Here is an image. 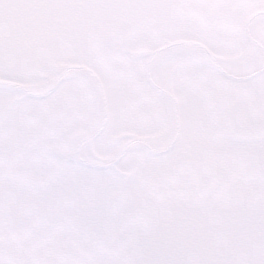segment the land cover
<instances>
[{
  "label": "rangeland",
  "instance_id": "rangeland-1",
  "mask_svg": "<svg viewBox=\"0 0 264 264\" xmlns=\"http://www.w3.org/2000/svg\"><path fill=\"white\" fill-rule=\"evenodd\" d=\"M153 1L157 3L155 7L151 0H138L135 4L127 2L124 13L120 15H115L111 6L103 4V12L98 11L92 20L80 11L73 35V54L70 55L62 51L55 56L54 50L45 43L40 45L39 41L37 49L41 53L34 54L33 41L37 31L30 33L20 44L31 51L27 68L33 65L37 70H18L20 62H16L14 67L8 66L13 69V75L18 74V78H14L27 85H44L54 78L53 70L48 74L41 73L39 63L46 62L47 57L59 59L56 62L58 67H65L75 55L77 64L83 63L90 69H96L104 81L107 99L105 125L89 142L91 151L98 156L113 154L127 139L135 136L153 141L159 148L169 141L172 129L168 104L165 99L154 95L143 82V64L137 68L138 65L129 61L133 51L155 49L169 40L166 36L173 33L170 38L202 41L216 55L223 53L224 57L230 59L228 47H221L228 46L231 32L208 29L202 22L188 19L181 13L176 0ZM236 5V9H233H239L242 17L255 9L264 8V0H237ZM7 9L8 6L1 9V14L6 16ZM116 27L119 34L111 47V55L118 58L126 55V61L112 67V71L109 68L101 69L98 58L101 53L102 58L107 56L103 37ZM259 29L264 32L262 26ZM44 31L46 24H42L38 32ZM47 38L42 37V40L45 42ZM20 48L18 45L12 50L15 53ZM233 49L236 53L233 65L256 60L255 48L235 35ZM145 58L146 55L143 56V63ZM155 70L159 80L170 84L179 103V131L174 143L156 155L136 146L124 154L113 168L104 170L84 167L77 162L74 154L77 142L99 118V110L95 107L98 102L83 77L77 75V81H62L52 95L53 103L49 98L47 102H24L18 97H0V107L6 110L0 116V156L7 154L12 161V158L18 161L26 157L11 156V152H19L21 148L38 143L43 149L37 161H33L35 163L24 167L23 176H20V167H15L14 180L4 174L2 166L5 163L0 159V240H3L0 250H6L5 237H11L10 230L14 227L15 239L22 236L18 230H30L38 223H44L51 228L49 232L56 230L65 238V220L67 217L74 220L75 214L81 213L83 226L87 229L97 231V225H100L105 230L97 236H90L84 231L80 244L88 252L86 260L89 262L86 264H135L134 258L137 260L140 257L141 248H148L155 256L167 257L165 261H157L158 264H170L173 247L166 237L169 230L165 228L164 216L169 217L170 225L188 224L185 215L189 214V200L186 199L193 198L199 191H193L192 182L202 184L211 191V195L214 194L212 187L215 189L216 185L220 188L226 185L231 191L225 194L233 203V179L238 176L251 179L246 167H255L264 155V136L259 130L261 126L254 125L258 129L250 138H247L244 124L233 128L231 133L230 111L223 106L222 98L229 93V85L199 54L189 50L172 51L159 58ZM261 78L252 81L254 88L248 98L246 94L241 96L238 103L241 107H237V110H241L238 118L256 122L264 118V82ZM46 104H53L54 107L46 108ZM223 117H228V122H224ZM53 127H56L54 133ZM82 148L84 150L85 145ZM236 166H241L242 170L234 171ZM8 168L13 166L8 165ZM21 177L27 182L33 181L36 186L22 182ZM206 195L201 192V197ZM219 199L212 203L219 202ZM211 201L208 199L209 203ZM240 202L237 201L238 210H241ZM212 203L207 208L203 199L204 210L200 207L193 217L206 218L217 207H213ZM57 204L61 206L55 207ZM163 212H167V215H163ZM222 214L225 215L223 209ZM223 218L222 230L230 233L229 237L233 236V215L227 214ZM160 241L165 248H158ZM209 250L205 252L209 253ZM179 252L185 255L186 260L177 263L198 262L193 254L185 253L182 249ZM201 252L205 253L203 250ZM214 253L217 254V251L214 250ZM65 255L66 259L61 255L57 264L86 262L78 254V257L67 252ZM0 264H8L6 257L0 260ZM9 264L14 263L10 261Z\"/></svg>",
  "mask_w": 264,
  "mask_h": 264
},
{
  "label": "flooded vegetation",
  "instance_id": "flooded-vegetation-1",
  "mask_svg": "<svg viewBox=\"0 0 264 264\" xmlns=\"http://www.w3.org/2000/svg\"><path fill=\"white\" fill-rule=\"evenodd\" d=\"M126 0H105L106 3L111 4L113 9L116 12L122 11L125 5ZM64 3V4H63ZM9 9L6 10V16L1 14V19L6 18L7 22L4 26L0 27V35L6 36V39H8L11 35H13L14 31H22V34L20 35L19 39L26 37L25 31L29 30V25L32 24L34 26L40 25L43 23V21L48 20L49 24L51 26V34L50 38H48L45 42L38 38L39 44H46L47 47H54L58 50L57 53L59 54L61 49H63L64 38L68 36L67 33L63 34L64 32H69L70 37V48L66 52V54H73L72 51V41L71 36L74 32V28L72 27V22L63 24L62 20L60 18V15L63 13H69L71 10H75L78 7L77 0H8ZM198 9L194 7L188 8L186 7L187 12H192L193 14L198 13L199 17H205L206 19L204 21L211 22L215 17V8L212 7V4L203 3L198 4ZM3 5H1L0 8H2ZM32 13L34 16L32 19H28L27 22L23 21L22 23H19L18 17H24L28 14ZM38 14H40V18H38ZM47 14L53 15V21L51 17H47ZM211 26L218 25L215 22L210 24ZM219 27V26H217ZM18 28H20L18 30ZM221 28V27H219ZM222 28L225 29H232L233 30V16L230 20V23L227 25L225 24L222 26ZM14 36V35H13ZM107 43V45L110 47V44L107 42L109 39L106 37L104 39ZM16 41V46L19 45L18 40ZM233 43V39L231 40ZM35 46L38 47V42L34 41ZM21 47L17 52L16 55L18 57L25 58L28 54V49H24L21 44L19 45ZM36 53L38 54L39 51L36 49ZM14 54L11 47H4L3 45L0 46V79H9L10 75L13 74V69H10L8 67H2L3 63L12 62L14 58ZM111 60V58H110ZM59 59L54 58V63L58 62ZM112 62V60H111ZM231 64H232V77L230 79V85H231V110L233 112V107H235L239 103V99H237V94L233 93V52L231 53ZM105 69H107L109 66L103 65ZM264 75V74H263ZM251 81H247L246 83H250ZM245 124V126H249L247 130L252 132L253 126L252 123H250L247 119H242ZM239 121L235 117L233 119V124H237ZM241 122V121H240ZM262 125L264 126V118L262 121ZM236 126V125H232ZM247 132V131H246ZM264 133V131H263ZM251 135L250 137H252ZM247 136V138H250ZM234 171L242 170L241 166H236L233 168ZM246 170L248 173H251V177L254 179H250L249 183H246L244 186H238L233 185V213L235 214L233 216V219L237 217H241L242 213L239 212L237 209V201H242V208H249L251 211L246 212L247 216L243 219L244 224L247 225L246 229H250L252 232H246V235L244 233H241V237L245 239L253 238L256 241L257 238H262L264 236V155L261 158V161L258 165H255V167H246ZM210 192L209 189H205V191L202 193V195H205L206 193ZM245 202V203H244ZM241 203V202H240ZM256 208V210L254 209ZM259 212L261 216H257L256 212ZM242 212V211H241ZM235 231L238 229L235 228ZM240 237V238H241ZM233 244V248H234ZM260 246H263L261 242H259V246L255 245V242L252 241L251 248L249 249H233L234 254H242L246 252L248 255H264V249H259ZM233 254V257H234ZM235 259V258H234ZM233 259V264H236L237 259Z\"/></svg>",
  "mask_w": 264,
  "mask_h": 264
},
{
  "label": "trees",
  "instance_id": "trees-1",
  "mask_svg": "<svg viewBox=\"0 0 264 264\" xmlns=\"http://www.w3.org/2000/svg\"><path fill=\"white\" fill-rule=\"evenodd\" d=\"M145 258L144 259H140L139 261L142 263V264H152L153 263V259L151 256H149L148 254L144 255ZM176 260V259H175Z\"/></svg>",
  "mask_w": 264,
  "mask_h": 264
}]
</instances>
